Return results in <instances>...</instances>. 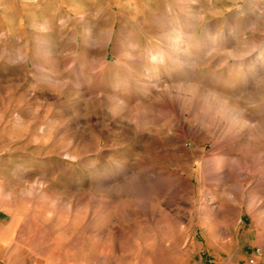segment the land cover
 <instances>
[{
	"label": "rangeland",
	"instance_id": "rangeland-1",
	"mask_svg": "<svg viewBox=\"0 0 264 264\" xmlns=\"http://www.w3.org/2000/svg\"><path fill=\"white\" fill-rule=\"evenodd\" d=\"M0 206L10 264H264V0H0Z\"/></svg>",
	"mask_w": 264,
	"mask_h": 264
},
{
	"label": "crops",
	"instance_id": "crops-1",
	"mask_svg": "<svg viewBox=\"0 0 264 264\" xmlns=\"http://www.w3.org/2000/svg\"><path fill=\"white\" fill-rule=\"evenodd\" d=\"M8 210L5 207L0 206V227H29V225H24L18 222V216H13L10 220H6L3 218L4 214H7ZM5 217V216H4ZM13 238L4 237L0 233V248H2V252L0 253V264H10L12 259L9 255V251L11 250L10 240ZM15 243V242H14ZM17 244L19 242H16ZM15 243V244H16Z\"/></svg>",
	"mask_w": 264,
	"mask_h": 264
},
{
	"label": "bare ground",
	"instance_id": "bare-ground-1",
	"mask_svg": "<svg viewBox=\"0 0 264 264\" xmlns=\"http://www.w3.org/2000/svg\"><path fill=\"white\" fill-rule=\"evenodd\" d=\"M210 96V95H209ZM210 108V107H209ZM224 109V108H223Z\"/></svg>",
	"mask_w": 264,
	"mask_h": 264
}]
</instances>
